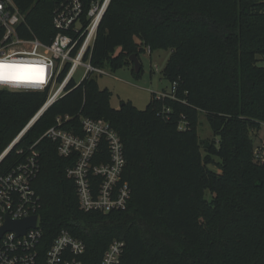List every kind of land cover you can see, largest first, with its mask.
Listing matches in <instances>:
<instances>
[{
	"label": "trees",
	"instance_id": "trees-1",
	"mask_svg": "<svg viewBox=\"0 0 264 264\" xmlns=\"http://www.w3.org/2000/svg\"><path fill=\"white\" fill-rule=\"evenodd\" d=\"M12 1L24 15L19 35L50 43L63 0ZM3 34L0 28V40ZM148 48L171 51L163 70L170 92L153 94L145 110L125 101L114 109L96 76L71 85L0 162V175L25 160L57 117H73L64 129L76 134L81 116L108 121L124 143L128 208L83 212L67 176L76 159L61 158L58 144L43 139L34 187L46 242L66 229L86 243L85 264H100L114 240L126 242L123 264H166V255L147 253L140 227L154 223L160 200L163 229L181 250L173 264H212L216 249L221 264H264V162L255 154L264 125V0H113L92 64L134 68L131 56L141 63ZM46 100V93L0 90V157ZM201 113L213 139L199 137ZM212 157L222 161L218 171ZM224 202L240 215L223 224Z\"/></svg>",
	"mask_w": 264,
	"mask_h": 264
},
{
	"label": "built area",
	"instance_id": "built-area-1",
	"mask_svg": "<svg viewBox=\"0 0 264 264\" xmlns=\"http://www.w3.org/2000/svg\"><path fill=\"white\" fill-rule=\"evenodd\" d=\"M112 1H61L52 19L56 34L46 44L38 38L20 36L17 28L24 15L12 0H0V28L4 29L0 66H9L0 68V76L4 77L0 79V90L47 94L46 102L5 152L13 149L72 90L71 85L74 89L92 76L108 75L106 69L92 64V57ZM148 52L151 53L150 48ZM38 79L43 82H31ZM72 120L70 116L57 117L55 125L29 148L25 160L0 175V229L6 225L7 217L14 221L38 217L36 226L28 228L25 234L10 230L0 238V264H85L86 243L68 230H61L52 242L45 241L39 215L41 197L34 187L41 171L40 152L35 147L43 139L58 144L61 158L76 159L67 169V176L75 184L83 212L109 214L128 208L132 189L123 181L127 160L120 134L108 121L83 116L80 117L82 133L76 134L64 129ZM255 154L259 163H263L264 147ZM125 250V241L114 240L100 264H123Z\"/></svg>",
	"mask_w": 264,
	"mask_h": 264
},
{
	"label": "rangeland",
	"instance_id": "rangeland-1",
	"mask_svg": "<svg viewBox=\"0 0 264 264\" xmlns=\"http://www.w3.org/2000/svg\"><path fill=\"white\" fill-rule=\"evenodd\" d=\"M135 42L141 44L138 38H135ZM170 57V50H154L149 53L147 49V52L140 56L142 69L139 74L134 73L132 66H125L116 72L106 68L108 75H96L99 88L100 90L108 89L112 93L110 104L114 109H120L122 102L125 101L132 102L139 110H145L153 94L163 95L171 91L170 83L163 77V70ZM199 137L202 140L214 138L213 131L204 113L200 114ZM256 137L255 151L264 147V125ZM211 161L213 162L210 165L211 170L218 171L216 165L222 163V161L217 157H212ZM207 197L210 198L211 196L207 194ZM224 205L222 211L223 224L240 215L238 209L233 210L232 206L227 205L225 202ZM161 213L159 200L154 223H140L142 236L147 253L158 252L161 256L166 255V264H173L174 261L180 259L177 252L181 250L175 244L174 238L163 229ZM221 261L222 256L219 255L218 249H216L212 264H221Z\"/></svg>",
	"mask_w": 264,
	"mask_h": 264
},
{
	"label": "water",
	"instance_id": "water-1",
	"mask_svg": "<svg viewBox=\"0 0 264 264\" xmlns=\"http://www.w3.org/2000/svg\"><path fill=\"white\" fill-rule=\"evenodd\" d=\"M131 61L134 66V71L136 73H139L141 71V63L137 55H132ZM11 150L4 152V154L0 157V162L9 154ZM37 220H38L37 216H33V217H29V218H25V219L17 220V221L11 220L9 217H7L6 225L2 229H0V238L5 234V232L10 231V230L17 232V234L19 235H23L25 234L28 228L36 226Z\"/></svg>",
	"mask_w": 264,
	"mask_h": 264
},
{
	"label": "snow or ice",
	"instance_id": "snow-or-ice-1",
	"mask_svg": "<svg viewBox=\"0 0 264 264\" xmlns=\"http://www.w3.org/2000/svg\"><path fill=\"white\" fill-rule=\"evenodd\" d=\"M9 66H6V65H4V66H0V68H4V69H7ZM41 72L43 71L42 69L40 70ZM6 74V73H5ZM2 78H4L3 76H0V79H2ZM26 82H28V81H26ZM31 82H36V83H40V82H43L42 80H36V81H31Z\"/></svg>",
	"mask_w": 264,
	"mask_h": 264
},
{
	"label": "crops",
	"instance_id": "crops-1",
	"mask_svg": "<svg viewBox=\"0 0 264 264\" xmlns=\"http://www.w3.org/2000/svg\"><path fill=\"white\" fill-rule=\"evenodd\" d=\"M161 95V94H160Z\"/></svg>",
	"mask_w": 264,
	"mask_h": 264
}]
</instances>
